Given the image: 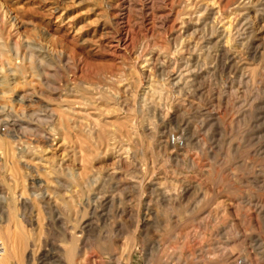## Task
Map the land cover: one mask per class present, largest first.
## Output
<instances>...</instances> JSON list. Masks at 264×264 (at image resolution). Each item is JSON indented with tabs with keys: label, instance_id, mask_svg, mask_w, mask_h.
Returning <instances> with one entry per match:
<instances>
[{
	"label": "rangeland",
	"instance_id": "374dc122",
	"mask_svg": "<svg viewBox=\"0 0 264 264\" xmlns=\"http://www.w3.org/2000/svg\"><path fill=\"white\" fill-rule=\"evenodd\" d=\"M263 182L264 0H0V264H264Z\"/></svg>",
	"mask_w": 264,
	"mask_h": 264
},
{
	"label": "bare ground",
	"instance_id": "6f19581e",
	"mask_svg": "<svg viewBox=\"0 0 264 264\" xmlns=\"http://www.w3.org/2000/svg\"><path fill=\"white\" fill-rule=\"evenodd\" d=\"M244 2H246V1H244ZM248 2V1H247ZM242 3V2H241ZM229 6V5H228ZM240 6V5H239ZM243 6V5H242ZM259 48V47H258ZM258 135V134H257ZM174 142V141H173ZM167 143H169L168 141H167ZM192 162V161H191ZM198 166V165H197ZM202 167V166H201ZM197 168V167H196ZM204 171V170H203ZM205 173V172H204ZM255 178V177H254ZM261 178V177H260ZM262 179V178H261ZM255 180V179H254ZM197 183V182H196ZM260 183V182H259ZM264 183V182H263ZM257 185H259L258 183H257ZM238 191V190H237ZM235 196H237V195H235ZM241 198V197H240ZM239 198V199H240ZM260 198V197H259ZM186 199V198H185ZM250 200V199H249ZM248 200V201H249ZM264 201V200H263ZM246 202V201H245ZM252 203V202H251ZM250 203V204H251ZM256 204V205H259L258 207H261V208H263L264 207V204H263V202L262 201H258L257 199H256V201H254L252 204ZM247 204H248V202H247ZM254 207V206H253ZM251 208H252V206H251ZM257 209H259V208H257ZM263 212H264V210H263ZM261 214H262V212H260ZM251 215V214H250ZM251 217V216H250ZM247 221V220H246ZM250 221V220H249ZM255 221V220H254ZM82 224H83V222H81ZM248 223V222H247ZM246 223V224H247ZM147 224V223H146ZM81 225V224H80ZM73 226V225H72ZM249 226V225H248ZM66 228V227H65ZM66 230V237H70V239H78V238H80V236H79V233H81L82 231H84L85 230V227H80V228H76V227H71L70 226V228L68 227L67 229H65ZM223 230V229H222ZM240 232V231H239ZM239 235V234H238ZM258 235V234H257ZM237 236V235H236ZM258 237V236H257ZM256 237V238H257ZM236 238V237H235ZM235 238H234V240H235ZM238 238V237H237ZM240 238H242V236L240 237ZM239 238V239H240ZM244 239L245 238H247V236H245V237H243ZM252 238V237H251ZM255 238V237H254ZM258 239V238H257ZM246 240V239H245ZM255 240V239H254ZM71 241V240H70ZM73 241V240H72ZM80 241V240H79ZM238 241H240V240H238ZM256 241V240H255ZM258 241V240H257ZM260 241V240H259ZM244 242V241H243ZM242 242V243H243ZM247 242H249V240H247ZM71 245H72V243H71ZM192 247V246H191ZM69 250V249H68ZM77 250V249H76ZM193 250V249H192ZM199 250V249H198ZM197 250V251H198ZM250 250V249H249ZM189 251H191V250H189ZM200 251V250H199ZM74 252V249H70L69 250V254H71L72 255V253ZM77 252V251H76ZM203 252H206V251H204L203 250ZM219 252V251H218ZM227 252V251H226ZM229 252V251H228ZM86 254V253H85ZM201 254V253H200ZM69 256V255H68ZM95 255H94V253L93 252H88L87 254H86V257H85V261L87 262V264H96V260L93 258ZM202 256V255H201ZM235 257V256H234ZM70 259V258H69ZM229 259V258H228ZM72 260V259H71ZM246 260V259H245ZM84 261V262H85ZM225 259H223V258H217V259H210L209 258V261H208V264H225ZM236 261V260H235ZM247 261V260H246ZM196 263V262H195ZM233 263V262H232ZM197 264V263H196ZM199 264V263H198ZM231 264V263H230ZM245 264H246V262H245Z\"/></svg>",
	"mask_w": 264,
	"mask_h": 264
},
{
	"label": "built area",
	"instance_id": "2783aa9c",
	"mask_svg": "<svg viewBox=\"0 0 264 264\" xmlns=\"http://www.w3.org/2000/svg\"><path fill=\"white\" fill-rule=\"evenodd\" d=\"M2 246H1V243H0V255H1V253H2Z\"/></svg>",
	"mask_w": 264,
	"mask_h": 264
}]
</instances>
